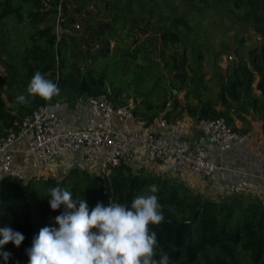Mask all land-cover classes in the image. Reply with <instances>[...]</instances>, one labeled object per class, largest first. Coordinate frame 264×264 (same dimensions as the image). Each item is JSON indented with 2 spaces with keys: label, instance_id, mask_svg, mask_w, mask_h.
I'll use <instances>...</instances> for the list:
<instances>
[{
  "label": "trees",
  "instance_id": "trees-1",
  "mask_svg": "<svg viewBox=\"0 0 264 264\" xmlns=\"http://www.w3.org/2000/svg\"><path fill=\"white\" fill-rule=\"evenodd\" d=\"M136 1L140 11L147 5L140 0H126V11L132 19H125L122 25H127V32L123 36L130 47L134 46L133 53L140 51L143 61L147 60L146 54L154 53L144 46L145 41H139L138 30L148 29L157 34L163 48L183 42L187 44L181 55H171L170 68L166 64L169 72L175 71L177 85L158 106L159 111L165 110L170 99L171 112L180 114L183 109L197 119L223 118L230 126L231 116L243 119L242 114H250L262 122L264 134V0H182L180 6L175 0H167L169 13L166 15L161 11L164 0H148L147 18L131 10ZM57 2L52 0L51 5ZM64 5L66 20L63 25L67 26L75 19L68 16L69 3ZM211 6H222L223 12L233 17L234 24L252 29L259 38L257 46L248 53V60L238 48L226 70L214 63L204 71L201 64L204 57L199 53L201 45L194 46L196 42L193 44L189 38V16L199 10L202 14L205 8ZM156 10L159 13L152 24L150 20ZM185 11L187 14H182ZM8 17L14 18L17 26L23 25L30 43L24 46L18 59L19 70L25 77L21 88L26 87L34 73L39 71L45 78L57 83L60 92L50 102L35 98L29 103L19 104L16 97L9 94L4 99L1 93H5L2 88L5 79L8 78L10 83L17 82L18 67L7 61L0 42V66L6 74H0V135L15 132L24 116L40 106L55 104L61 97L69 101L71 97L107 95L115 106H127L121 100V88L116 87L102 70L98 71L93 66V57L90 58L91 68L87 71L85 67L81 70L69 62V59L77 57L73 54L75 45L84 54L80 39L88 48H91L90 43L104 41L106 45L101 46L100 51L107 52L108 41L116 36L113 25L91 23L78 33H61L55 27L53 9L43 7L41 0H0V26ZM148 39L152 46L153 39L149 36L146 37ZM188 47L193 49L191 61L186 54ZM217 54L220 56V53ZM189 62L190 73L184 70ZM137 69H141V66L133 67V71ZM182 91L185 92V103L180 108L176 96ZM173 96L175 98H171ZM164 116L172 121L169 113ZM152 184L159 188L156 195L164 216V221L159 225L149 226L150 232H155L157 237V259L163 250L169 256V264H245L240 257L242 254L248 257L247 261L251 264H264V219L257 231L258 221L264 213L262 202L234 194L214 201L193 193L176 180L134 174L130 169L116 171L109 180L90 176L78 169L71 170L59 182L33 178L25 184L13 178L0 177V229L7 227L24 236L19 247L11 242L0 247V264H28L27 250L33 238L41 228L54 225L55 217L64 211L63 206L56 211L50 209V188L61 185L72 193L73 200L84 199L91 210L97 202L107 206L110 201L130 208L132 201L147 193ZM5 252L10 253L6 261L3 258Z\"/></svg>",
  "mask_w": 264,
  "mask_h": 264
},
{
  "label": "built area",
  "instance_id": "built-area-1",
  "mask_svg": "<svg viewBox=\"0 0 264 264\" xmlns=\"http://www.w3.org/2000/svg\"><path fill=\"white\" fill-rule=\"evenodd\" d=\"M69 0H41L43 7L53 9L55 27L60 32L65 23L64 4ZM75 28L78 25H74ZM232 61L231 56L227 57ZM90 117L84 128H64L58 116L48 106H40L24 116L16 126L15 132L0 135V177H9L27 183L35 178L37 172L62 155L72 154L81 149L103 153L99 177L109 180L116 171L128 169L135 162L136 147L142 146L150 164L170 161L172 173L190 171L202 178H211L222 170L211 155L204 149L213 145L220 153L229 150L234 143L242 144L248 140L249 133H239L232 129L223 118L196 119L184 117L168 121L164 115L156 118L153 127H148L142 119L127 106H115L107 95L87 97ZM167 101V107L171 106ZM132 125L133 128H125ZM145 131L142 133V130ZM192 129L198 131V141H189ZM25 141L26 149L21 151L28 161L30 171H25L17 163L19 152L16 144ZM264 151V137L261 140ZM245 183L233 184L229 193H246Z\"/></svg>",
  "mask_w": 264,
  "mask_h": 264
},
{
  "label": "rangeland",
  "instance_id": "rangeland-1",
  "mask_svg": "<svg viewBox=\"0 0 264 264\" xmlns=\"http://www.w3.org/2000/svg\"><path fill=\"white\" fill-rule=\"evenodd\" d=\"M140 1H144V3L147 4L144 10H138L137 1L132 4L131 10L138 11L147 18L149 16L148 0ZM164 1V6L161 11L166 15L169 13V9L166 6L167 0ZM68 3V16L70 18L73 17L75 21L70 25H63L62 28L66 31L78 33L82 31L86 25L91 23H109V25H113L115 28L114 33L116 36L111 40V45L114 46L113 50H117V54L114 55L112 59L104 58L100 68L104 74L110 77L111 82H113L116 87L122 88L121 100L126 101L130 98H137L142 102L144 100L146 104H150L154 99L156 100L155 102L161 104L163 99L170 95L168 92H171L177 85V78H175V71L169 72L166 68V64L168 63L170 68V65H172L171 55H181L184 51V45H187L186 43L167 45L163 48L161 42H159L158 55L156 56V53L146 54V52H144L147 60L143 61L140 51L133 53L131 48L123 51H121V47L119 48V45H121L124 40L123 35L127 32V25L124 27L122 26L124 25L123 21L125 19H132V16L126 11V0H69ZM175 3L180 6L182 0H175ZM218 7L211 6L205 8L202 14L199 13L200 10L193 11V14L189 16L188 19V24L191 26L189 38L192 43L196 42V44L193 43L194 46L200 44L202 48L199 53L204 57L201 62L204 71L210 69L211 65L214 63L219 66L223 65L225 67L222 68L223 70L228 69L231 65V61L228 60L227 57H235L238 48H240L239 52L243 57L248 60L249 51L254 49L259 42V38L252 29L234 24V19L232 20L233 17L224 13L222 6ZM76 10H78V12H76ZM157 13H159V10H156L153 14V18L150 20L152 24L156 20ZM182 14H187V11ZM75 24L78 25L77 28L74 27ZM21 26H17L15 19L11 17L5 19L2 26H0L1 51L5 58H7V61L16 64L18 67L17 82L10 83L8 78L5 79V84L2 86L5 93H1L4 99L6 98V94L16 98L20 95H27L26 89L30 81L27 82L26 87L23 86V89L21 88L25 77L19 70L18 59L23 52L24 46L30 45V43L26 39V32L23 25ZM180 28L182 29V27ZM151 34L157 35L154 33ZM146 37L147 35H143L142 41H145L144 46L151 51L153 44L151 46L150 39L146 40ZM108 43H110V41H108ZM105 45L104 41L90 43L94 52L99 51L101 46L105 47ZM95 46H97V48H95ZM162 51L163 54L161 53ZM186 51L187 57L191 61L192 56L190 53L193 49L188 47ZM126 53L133 54V56L127 57ZM217 53H220V56H217ZM73 54L77 57L75 59H69V62L77 66L78 69L81 68V70H83L86 66V59L76 45ZM8 57H11V59H8ZM131 65L141 66V69L133 71L134 66L131 67ZM190 66L191 62L184 68L185 72L190 73ZM159 68L160 70L157 71ZM146 69H149L148 72H146ZM0 74L6 76L4 68L1 66ZM137 77H139V79H137ZM240 257L245 264H251L247 261L248 257L246 255L242 254Z\"/></svg>",
  "mask_w": 264,
  "mask_h": 264
},
{
  "label": "clouds",
  "instance_id": "clouds-1",
  "mask_svg": "<svg viewBox=\"0 0 264 264\" xmlns=\"http://www.w3.org/2000/svg\"><path fill=\"white\" fill-rule=\"evenodd\" d=\"M57 83L35 72L27 86V95L16 98L26 104L39 98L50 102L59 95ZM58 107V105H57ZM157 185L136 197L131 207L120 203L102 202L89 210L84 199L73 200L67 189H49V206L64 211L55 217L54 225L40 229L27 250L28 264H169V256L163 250L157 259V237L149 226L164 221L156 193ZM78 204V208H77ZM0 247L11 242L19 247L24 236L10 228L0 229ZM10 253H3L6 261Z\"/></svg>",
  "mask_w": 264,
  "mask_h": 264
},
{
  "label": "crops",
  "instance_id": "crops-1",
  "mask_svg": "<svg viewBox=\"0 0 264 264\" xmlns=\"http://www.w3.org/2000/svg\"><path fill=\"white\" fill-rule=\"evenodd\" d=\"M60 31L61 33H68L65 29H61ZM109 41L107 52H101V48L99 51L94 52L93 48L89 47L91 50V57L94 58L93 66H95L98 71H101L100 66L104 58L112 59L113 56L117 54V50H113L114 46L111 45V40ZM139 41H142L140 34ZM120 47L121 51H123L130 48L132 49L134 46L130 47L129 41L123 40V43L119 45V48ZM95 48H97V46H95ZM126 55H128L127 57H131L130 54L126 53ZM219 67L221 69L225 68L223 65ZM67 73L69 74V68L67 69ZM70 74L75 76L71 71ZM171 98L175 97L173 96ZM176 98L181 106L180 108H182L185 103V92H179ZM155 101L156 100L153 99L150 104H146L144 100L142 102L137 98H130L126 100L125 103L127 107L133 110L136 117L145 121L148 127H153L156 118L160 115H166L167 113H169V118L172 121H177L184 117H188L192 120L197 119L189 115L183 109L180 111V114H178L177 111L171 112V107L166 106L165 110L160 112L158 106L161 104ZM48 108L58 116L64 128H84L90 117L88 100L85 95L79 98L71 97L69 101H67L66 97H61L55 104L48 106ZM242 117L243 119H239L231 116V127L236 132L249 133L250 136L248 140L242 144L234 143L232 147L224 153H220L216 147L210 144L204 147L211 155L215 164L222 167V170L215 172L214 176L211 178H202L190 171H184L178 175L173 174V164L170 161L150 164L147 161L145 149L140 145L136 147L135 162L128 169L134 174L141 173L151 177L176 180L184 184L193 193L214 201H221L229 197V195H231L229 193V187L231 185L245 183L247 185V190L246 193L242 195L258 200L264 205V151L261 149V140L264 134L262 132V122L250 114H242ZM125 128L131 129L133 126L127 125ZM144 131L145 129L142 130V133ZM198 134L196 129L191 130L188 138L191 145L197 143ZM16 148L19 151L16 154L17 163L22 166L25 171H30L28 161L21 153V151L26 149L25 141L17 143ZM102 161L103 153L81 149L72 154L59 156L54 163L34 172V176L35 178L41 177L42 179H53L59 182L74 169L87 172L90 176H98Z\"/></svg>",
  "mask_w": 264,
  "mask_h": 264
},
{
  "label": "water",
  "instance_id": "water-1",
  "mask_svg": "<svg viewBox=\"0 0 264 264\" xmlns=\"http://www.w3.org/2000/svg\"><path fill=\"white\" fill-rule=\"evenodd\" d=\"M139 34H140V37H142L143 35H147V36H149L150 38L153 39V46L151 47V51L156 53V56H157L158 55L157 54V52H158V44L160 42L159 36L151 34L148 29H144L142 31H139ZM79 44H80L81 49L83 50L85 58H86V68L85 69L87 71V70H89L91 68V60H90V58H91V50L86 47V45H85V43H84V41L82 39L79 40ZM58 187L62 188L61 185H59ZM22 194H23V191H21V195ZM263 219H264V213L260 216V219L258 221L257 231L260 230Z\"/></svg>",
  "mask_w": 264,
  "mask_h": 264
}]
</instances>
